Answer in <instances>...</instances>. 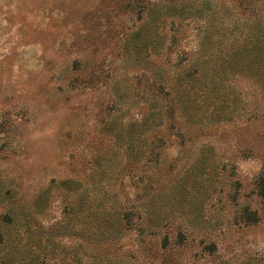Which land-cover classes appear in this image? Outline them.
I'll list each match as a JSON object with an SVG mask.
<instances>
[{"label": "rangeland", "instance_id": "rangeland-1", "mask_svg": "<svg viewBox=\"0 0 264 264\" xmlns=\"http://www.w3.org/2000/svg\"><path fill=\"white\" fill-rule=\"evenodd\" d=\"M264 0H0V264H264Z\"/></svg>", "mask_w": 264, "mask_h": 264}, {"label": "trees", "instance_id": "trees-1", "mask_svg": "<svg viewBox=\"0 0 264 264\" xmlns=\"http://www.w3.org/2000/svg\"><path fill=\"white\" fill-rule=\"evenodd\" d=\"M263 42H264V40H263ZM262 51H263V53H264V48H263V50H262Z\"/></svg>", "mask_w": 264, "mask_h": 264}]
</instances>
